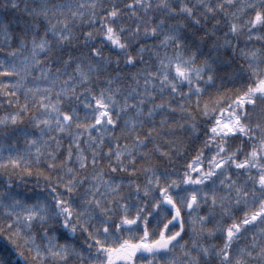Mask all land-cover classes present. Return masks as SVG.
<instances>
[{
    "label": "snow or ice",
    "instance_id": "snow-or-ice-1",
    "mask_svg": "<svg viewBox=\"0 0 264 264\" xmlns=\"http://www.w3.org/2000/svg\"><path fill=\"white\" fill-rule=\"evenodd\" d=\"M0 264H264V0H0Z\"/></svg>",
    "mask_w": 264,
    "mask_h": 264
}]
</instances>
